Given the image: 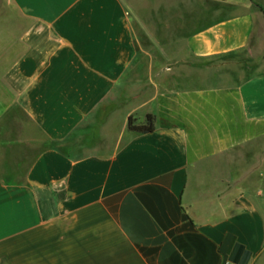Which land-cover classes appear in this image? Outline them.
Returning <instances> with one entry per match:
<instances>
[{
  "label": "crops",
  "instance_id": "0c3cea01",
  "mask_svg": "<svg viewBox=\"0 0 264 264\" xmlns=\"http://www.w3.org/2000/svg\"><path fill=\"white\" fill-rule=\"evenodd\" d=\"M201 4L132 87L124 0H0V264H264V66L238 67L264 0ZM248 144L262 164L222 171Z\"/></svg>",
  "mask_w": 264,
  "mask_h": 264
},
{
  "label": "rangeland",
  "instance_id": "374dc122",
  "mask_svg": "<svg viewBox=\"0 0 264 264\" xmlns=\"http://www.w3.org/2000/svg\"><path fill=\"white\" fill-rule=\"evenodd\" d=\"M132 15V27L135 34L136 47L138 55L147 57L143 62V73L141 76L132 79V87L142 84L144 81L150 80V75L146 74L145 70H149L150 57L157 58L162 55L176 57L186 55L187 51L184 46L189 32L199 25L202 21L208 18L203 12L204 6L201 0H124ZM202 5V6H201ZM203 7V8H202ZM261 48H256L252 52L253 58L250 56H240L238 67L241 66L249 75L255 73L257 69H262L264 66V53H258ZM261 52V51H260ZM182 63V69L192 70L190 67ZM171 66L175 64H170ZM181 68V66L179 67ZM195 68V66H193ZM235 65L228 68L232 73H236ZM194 71V70H193ZM239 76L244 75L242 71L237 72ZM238 76V77H239ZM147 77V78H146ZM120 119H117L116 128ZM71 141H67V145ZM262 151L261 145L258 148L254 144H248L243 147L236 148L231 152L226 159H218V162H223L222 171L228 172L235 165L242 168H248L255 163L256 166L262 164V160L258 161L257 156ZM220 178L229 179V175H219ZM238 177V178H237ZM251 177L249 175H237L232 178L238 179L240 184H244V179Z\"/></svg>",
  "mask_w": 264,
  "mask_h": 264
},
{
  "label": "trees",
  "instance_id": "16d2710c",
  "mask_svg": "<svg viewBox=\"0 0 264 264\" xmlns=\"http://www.w3.org/2000/svg\"><path fill=\"white\" fill-rule=\"evenodd\" d=\"M136 121L133 117L128 119V129L134 133L147 134L155 128V117L153 115H148L144 124H138Z\"/></svg>",
  "mask_w": 264,
  "mask_h": 264
}]
</instances>
